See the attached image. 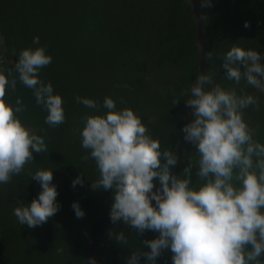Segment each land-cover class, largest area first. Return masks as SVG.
Here are the masks:
<instances>
[{
  "label": "clouds",
  "instance_id": "obj_1",
  "mask_svg": "<svg viewBox=\"0 0 264 264\" xmlns=\"http://www.w3.org/2000/svg\"><path fill=\"white\" fill-rule=\"evenodd\" d=\"M201 7H211L209 0ZM243 26L250 27L249 22ZM33 43L39 44V37ZM219 58L225 80L236 86L243 80L264 93V64L260 63L264 56L260 52L233 46ZM204 59L212 60V52H205ZM51 62L44 47L27 48L19 52L6 75L0 68V184H8L22 173L33 162V153L47 152L44 138L18 117L26 106L20 98L15 106L9 103L7 90L15 92L19 81L47 111L46 125L55 128L65 122L62 97L54 94L51 83L39 78L40 70ZM190 93L185 105L192 109L194 119L181 132L198 156L195 175L200 183L195 186L192 161L184 168L185 178L173 175L177 156L161 151L159 140L133 110H117L109 97L102 105L75 97L77 103L96 112L107 110L105 115L86 114L83 128L77 130L81 147L88 152L81 160L91 158L99 172L91 188L112 192L109 218L113 224L122 221L137 234L158 233L157 238L142 241L150 251H133L127 264H139L141 256L147 264H156L166 251L172 254V264H264V143L255 139L257 130L243 118V110L249 106L259 110L258 98L237 95L235 87L225 89L214 83L213 74L205 73L196 77ZM188 94V89L182 92ZM120 103L126 102L121 98ZM30 177L41 192L30 205L15 207L13 215L19 225L35 228L61 206L56 201L52 170H37ZM154 180L160 185L155 191ZM77 185L83 186L79 176L72 181L73 188ZM71 207L77 218H83L78 202ZM113 235L117 243L127 244L123 231H110L109 236Z\"/></svg>",
  "mask_w": 264,
  "mask_h": 264
},
{
  "label": "rangeland",
  "instance_id": "obj_2",
  "mask_svg": "<svg viewBox=\"0 0 264 264\" xmlns=\"http://www.w3.org/2000/svg\"><path fill=\"white\" fill-rule=\"evenodd\" d=\"M206 2L207 0H202V3ZM209 2L211 7H203L202 13L205 30L214 33L220 28L231 48L235 44L244 50L258 51L264 56V0H209ZM0 5H3L2 8L21 35L23 44L21 43L19 52L27 48L35 50L44 47L46 54L52 57L51 64L40 70L39 78L46 84L51 83L54 94L62 97V107L66 117L63 124L50 128L44 123L47 111L36 104L33 93L26 92L28 88L23 86L25 95L23 105L31 102L32 104L29 107L30 112L26 107V111L18 116L23 121L36 122L39 128L33 130L37 135L41 134L47 145V152L33 154V162L25 166V171L28 170L31 175L37 170H52V184L56 186L58 192L56 201L61 206L58 212L65 217L61 218L64 222L59 221L55 228L59 230V237L54 238L52 250L45 247L41 253H33L30 245L37 246L36 241L24 231L25 226L16 228L14 224L15 216L13 217L12 213L15 207H19L15 205L18 201L6 202L7 197L16 193V180H14L16 175L12 177L10 183L0 184V264H85L87 261L84 259V253L88 238L90 241L87 260L93 238L109 224L111 225L97 240L95 264H127L133 251H150L142 241L155 239L158 233L145 231L143 234H137L122 221L113 224L109 213L93 227L90 225L93 220L84 217L90 211L87 207L90 203H87L88 196L86 198L83 194L89 193L90 198V191L93 190L100 195L108 196L111 201L113 196L110 190L91 188V183L99 178V172L91 158L86 162L81 160V157L88 155V152L81 147L77 130L83 128L82 118L86 114L105 115L107 110L101 108L96 112L77 103L75 97L93 99L101 105L104 98L109 97L116 102L117 110L129 108L142 121L147 116L149 120H153L151 116L153 114L149 112L154 108L138 106L132 93H123L121 84H128L129 86L126 87L133 90L138 87L154 89V86L158 88V85L157 92L165 93L166 91H162V86H172L176 75L182 73L191 76L196 65V53L192 49L194 44L190 40L185 41L183 35L185 31H192L191 27H193L192 20L195 16L191 2L189 0H0ZM163 9L165 10L162 11ZM245 21L249 22L250 27L243 26ZM169 23L177 26L181 46L183 43L186 49L183 56L181 53H173L170 56V49L166 47L160 53L163 65L159 67L158 53L156 57H150L148 41L159 35L155 33V28H161L162 24ZM194 33L196 35V27ZM34 37H39V44L33 43ZM206 40L210 49V39L207 37ZM2 43L3 39L0 37V68L6 71L11 66L12 58L3 51ZM176 45H178L177 41ZM196 51L200 53L198 43ZM260 63L264 64V58ZM233 85L234 82L227 81L225 89H231ZM239 92L240 95L248 94L258 98L259 110L249 106L243 110V118L249 127H252L256 115H259L256 126L258 123L261 127L259 142L264 143V93L249 85ZM121 98L126 103H120ZM160 111L162 113L163 110ZM159 122L160 130L155 135L156 139L160 144L164 142L170 149L174 148L176 152L179 144L176 145L175 130L171 129L166 120L160 119ZM41 129H45L46 132H41ZM182 151L180 178H185L184 168L191 160L194 178L192 185L195 186L200 183L195 175L197 153L190 143H187ZM78 176L83 180V186L77 185L73 188L72 181ZM159 187L160 185L157 186ZM155 190L156 188L153 191ZM40 192L41 188L37 183V193ZM73 202H78L80 208H83L85 213L83 218L74 219L75 213L71 207ZM12 230L16 235L11 234ZM110 231L114 234L123 231L127 237V244L117 243L114 235L109 236ZM59 248L63 249L62 253L57 252ZM171 255L170 252H164L157 258L156 264H172ZM139 264H147L143 256Z\"/></svg>",
  "mask_w": 264,
  "mask_h": 264
},
{
  "label": "trees",
  "instance_id": "obj_3",
  "mask_svg": "<svg viewBox=\"0 0 264 264\" xmlns=\"http://www.w3.org/2000/svg\"><path fill=\"white\" fill-rule=\"evenodd\" d=\"M190 1V0H189ZM191 2V1H190ZM202 3V0H201ZM3 5H0V37L3 39L2 47L3 51L7 54L10 55L12 60H11V66L9 69H12L14 67V63L18 57L19 50L21 45L23 44L21 41V35L20 33L17 32L15 26L13 25L11 19L7 16L6 12L2 8ZM187 8V7H186ZM163 9L162 11H164ZM202 13H203V8L201 7ZM167 11V9H166ZM190 15V14H189ZM164 16V15H163ZM191 18V16H190ZM192 20V18H191ZM193 27H191L192 31H185L183 33L185 37V41H191L193 43L192 49L195 51V56H196V65L192 71L191 76L189 74H182L180 73L179 75H176L175 78L173 79L174 84L172 86L167 87L166 85L162 86L163 90L166 91L165 93L163 92H157L159 86L157 85L158 88L154 86V89H149L147 87H138L136 90H133L131 88H127L126 86H129L128 84L122 83L121 90L123 93H132L134 95L133 98H135L137 105H141L144 108L149 107V108H154L150 114H153V120H149L148 116L146 119L142 121L145 126L149 129V132L151 136L156 139V134H158V131L160 130V119L166 120L171 126V129L175 130L174 136L176 139V145L180 144L184 139H183V134L181 132V129L189 123L190 115H191V108L186 107L185 101L190 98V88L194 84L196 77L199 75L198 71V59L199 55L198 52L196 51V44L198 41L196 40L197 35H195L194 30L196 27V19L193 18ZM220 21V19H219ZM221 22V21H220ZM177 26L175 24L169 23L161 26V28L156 29L155 28V33H159V35H155L152 39L148 41V46L149 51H150V57L157 56L158 53V58L157 61H160V64L157 66L162 67L163 64L162 60L160 57L161 52L165 50L166 47L170 49L169 55L171 56L173 53H181L182 56L184 55V44L180 43V34L177 31ZM222 30L219 28L218 32H208L207 30L204 29L203 26V37L206 41V46H207V52L210 51L213 54V59L209 61H206L205 65V74H213V79L214 83H219L223 88L226 87V82L227 80L224 79V69L220 67V64L222 63L221 59L219 58L223 54H225L228 50L231 49L230 43H228L227 40H225L224 36L222 35ZM207 37L210 39V49L208 47V41L206 40ZM176 41L177 44L176 45ZM22 43V44H21ZM167 43V44H166ZM186 46V45H185ZM235 46V44H234ZM180 51L178 52L177 51ZM169 62V61H167ZM186 73V71H185ZM7 74V70L5 71V75ZM177 85V86H175ZM247 85L246 83L242 80L239 86L233 85V87L236 88V91L239 92L242 88H245ZM211 87V86H207ZM165 88V89H164ZM168 88V89H167ZM188 89L189 94L188 95H182V92ZM33 93L31 89H28V93ZM163 95H162V94ZM240 95V92L239 94ZM163 96V97H162ZM17 98H20L21 102L24 103L25 101V95H24V89L23 85L17 81L16 85V90L15 92H12L11 90H7L6 92V97L5 99L11 103L13 106H15V101ZM174 101H179L176 105L174 104ZM30 104H26L25 106L28 107V111L30 112ZM38 108V107H36ZM163 110L162 113L160 110ZM159 110V111H158ZM19 117V116H18ZM20 119V118H19ZM259 119V115H256L254 119V123H252L251 128H255L257 130L255 139L259 141V138L261 137V127L256 122ZM21 122L28 128L35 129L39 128L38 124L36 122H26L20 119ZM41 135V134H40ZM161 145V151L163 150H171L176 156H177V151L175 152L174 148L170 149L169 145L166 143L162 142ZM186 144H182V148H185ZM183 152V151H182ZM34 154V153H33ZM183 158V157H182ZM174 167L171 168V171L173 170ZM32 178L29 175L28 170L20 173L19 175H16L14 177V180H16V193H12L11 196L6 198L7 203H12L14 200L18 201L15 203V205L21 206L22 204L25 206H28L31 204L32 200L38 197L37 193V183L34 180H31ZM192 177V181H193ZM153 183L155 184V188L159 185L158 180H154ZM154 188V189H155ZM153 189V190H154ZM97 191H90L91 197L89 198V193L83 194L84 196H88L87 203L89 204L87 207L88 210H90L84 217L91 218L93 221L91 227L95 225L96 222H98L101 218L105 217L108 215L110 212V203H113V201L110 200L108 196H103L100 193H96ZM113 198V197H112ZM13 200V201H12ZM86 208V207H85ZM83 209V208H82ZM13 215V213H12ZM14 217V215H13ZM65 217L61 212H57L52 218H50L46 223L42 224L41 226H37L35 228H26L24 231L27 232V235H31V238H34L36 241L37 246H32L30 245V249L33 253H41L44 251L45 247H49V250H52V244L54 242V238L59 237V230L55 229L57 225L59 224L58 222L64 219ZM62 218V219H61ZM77 217L74 216V219ZM81 219V218H77ZM14 224L17 226L24 227L23 225H19L17 223L16 218L14 219ZM64 222V221H61ZM90 227V228H91ZM38 228V229H37ZM13 231V230H12ZM18 231V229H17ZM16 231V233H17ZM34 231H36V234H34ZM40 233V235H38ZM63 233V232H62ZM12 235H16L13 232H11ZM87 247H86V253H84V259L87 261V256H88V249H89V238L87 240ZM94 252V256H95Z\"/></svg>",
  "mask_w": 264,
  "mask_h": 264
},
{
  "label": "water",
  "instance_id": "obj_4",
  "mask_svg": "<svg viewBox=\"0 0 264 264\" xmlns=\"http://www.w3.org/2000/svg\"><path fill=\"white\" fill-rule=\"evenodd\" d=\"M191 1V5H192V11L193 14L195 16L196 19V35H197V41L198 44L200 46V55H199V59H198V71H199V75L205 73V65H206V61L204 59V54L205 52H207V46H206V41L203 37V16H202V10H201V0H190ZM194 119V116L192 115V109H191V115H190V119H189V123ZM187 144L188 142L186 141H182L178 148H177V164L174 166L172 174L178 176L179 175V167H180V163L182 161V157H183V152H182V144ZM100 234H98L97 236H95L93 238L92 244H91V248H90V253H89V259L87 260V262L85 264H91V261L95 262V256H94V252L96 249V244H97V240L99 238Z\"/></svg>",
  "mask_w": 264,
  "mask_h": 264
},
{
  "label": "flooded vegetation",
  "instance_id": "obj_5",
  "mask_svg": "<svg viewBox=\"0 0 264 264\" xmlns=\"http://www.w3.org/2000/svg\"><path fill=\"white\" fill-rule=\"evenodd\" d=\"M110 225H111V224H109V225L106 226L102 231L99 232L100 236H101L102 232H103L106 228H108Z\"/></svg>",
  "mask_w": 264,
  "mask_h": 264
},
{
  "label": "crops",
  "instance_id": "obj_6",
  "mask_svg": "<svg viewBox=\"0 0 264 264\" xmlns=\"http://www.w3.org/2000/svg\"><path fill=\"white\" fill-rule=\"evenodd\" d=\"M89 253H90V251H89Z\"/></svg>",
  "mask_w": 264,
  "mask_h": 264
}]
</instances>
